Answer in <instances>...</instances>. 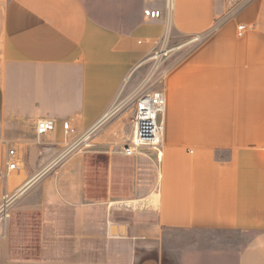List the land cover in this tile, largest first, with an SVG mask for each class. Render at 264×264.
Instances as JSON below:
<instances>
[{
    "label": "crops",
    "instance_id": "0c3cea01",
    "mask_svg": "<svg viewBox=\"0 0 264 264\" xmlns=\"http://www.w3.org/2000/svg\"><path fill=\"white\" fill-rule=\"evenodd\" d=\"M174 1L0 0V264H264V0ZM197 35L162 155H124L150 58Z\"/></svg>",
    "mask_w": 264,
    "mask_h": 264
},
{
    "label": "built area",
    "instance_id": "2783aa9c",
    "mask_svg": "<svg viewBox=\"0 0 264 264\" xmlns=\"http://www.w3.org/2000/svg\"><path fill=\"white\" fill-rule=\"evenodd\" d=\"M175 1L165 0L166 11L171 14L174 11ZM145 18L149 20H159L163 18V12L158 9L144 10ZM244 27H239V36L242 37ZM167 37L162 40L161 49L155 52L151 60V69L144 81L142 87L146 88L153 80L154 76L158 74L156 80L152 83L148 91L138 93V97L134 104V117L132 120V135L128 142L123 145L122 153L126 156H134L143 148H148L157 152L158 157L162 155V150L165 145V117L167 109V100L165 94V83L169 76L171 69L165 70L159 77V70L162 66L161 62L164 58L169 57L175 52L181 51L190 47L188 51L193 50L203 43L205 36L197 35L189 39L184 44L176 48H168ZM164 84V85H159ZM162 87L156 89V87ZM56 124L52 120H40L36 125V132L38 136H43L55 130ZM63 129L67 135L74 134L75 130L71 127L69 122L63 124ZM88 144L86 147H89ZM10 160L7 163L6 172L0 169V176L6 177L11 173L21 170V160L17 157L14 149L9 151ZM14 199L8 194H4L0 203V228L11 218L13 210Z\"/></svg>",
    "mask_w": 264,
    "mask_h": 264
},
{
    "label": "rangeland",
    "instance_id": "374dc122",
    "mask_svg": "<svg viewBox=\"0 0 264 264\" xmlns=\"http://www.w3.org/2000/svg\"><path fill=\"white\" fill-rule=\"evenodd\" d=\"M176 54L175 53L174 54H171L169 57L163 59V61L161 62L162 66H161V68L159 70V77L162 74V72H164L165 70H168L170 68V66L172 65L173 61L176 58H178V56H176ZM157 77H158V74H156L154 76L153 80L151 81V83L148 84V86L146 88H143L141 86L142 85V82L144 80L141 82V84H140L137 92L135 94H133V96H132V99H131V102H130V107L128 109L134 111V104H135L136 98L139 95L138 93H142V92L148 91L150 89L152 83L156 80ZM159 85H164V84H159ZM159 88H160V86H159ZM14 206H15V204H13V209H14ZM218 237H219V235H217V236L216 235H211V236L203 235L200 238H197V241H200V240H212V241L214 240L215 241V240H218ZM232 238H234V240L235 239H242V240L244 239V238H242V236L240 234H233L232 235ZM167 263L168 264H171L170 261H167Z\"/></svg>",
    "mask_w": 264,
    "mask_h": 264
}]
</instances>
